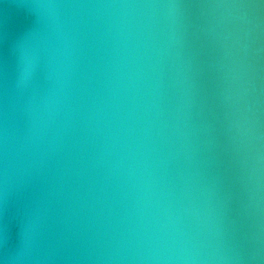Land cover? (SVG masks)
Returning a JSON list of instances; mask_svg holds the SVG:
<instances>
[{
  "label": "water",
  "instance_id": "95a60500",
  "mask_svg": "<svg viewBox=\"0 0 264 264\" xmlns=\"http://www.w3.org/2000/svg\"><path fill=\"white\" fill-rule=\"evenodd\" d=\"M0 264H264V4L0 0Z\"/></svg>",
  "mask_w": 264,
  "mask_h": 264
},
{
  "label": "snow or ice",
  "instance_id": "6c2138e0",
  "mask_svg": "<svg viewBox=\"0 0 264 264\" xmlns=\"http://www.w3.org/2000/svg\"><path fill=\"white\" fill-rule=\"evenodd\" d=\"M260 3H261V4H264V0H260Z\"/></svg>",
  "mask_w": 264,
  "mask_h": 264
}]
</instances>
